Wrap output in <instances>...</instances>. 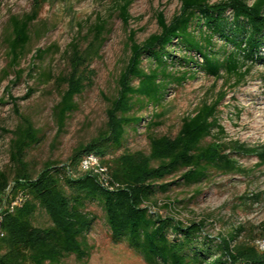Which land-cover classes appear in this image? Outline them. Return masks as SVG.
<instances>
[{"label": "trees", "instance_id": "1", "mask_svg": "<svg viewBox=\"0 0 264 264\" xmlns=\"http://www.w3.org/2000/svg\"><path fill=\"white\" fill-rule=\"evenodd\" d=\"M53 0H31L29 11L11 14L7 20L5 42L6 77L17 68L33 39L50 30L46 20H39L43 6ZM132 0H113L112 7L123 25L130 15ZM179 8L166 20L157 12L159 31L141 43L128 35L129 55L115 79V91L105 96V121L97 133L76 146L61 163L47 161L33 176L25 152L39 143L41 135L32 120L20 113L9 141L12 174L0 171V264H63L73 255L81 261L89 257L92 247L87 234L96 220L89 205L97 204L103 212L113 243H124L139 254L146 264H264V253L238 240L241 228L221 236L212 252L210 239L201 236L203 221L185 224L170 216L163 217L150 207L158 191L171 185H192L209 177L211 171L244 174L234 155H253L256 166L264 165V143L248 146L238 140H226L219 123V105L226 95L220 91L204 99L191 113L181 118L173 136L155 134L152 129L162 121L160 112L146 120L148 151L124 148L128 129L136 131L149 106L161 105L170 84L193 78L190 69L177 70L175 56L169 49L175 42L184 53L179 63H195L192 52L201 58L195 63L208 76L234 79L239 84L250 72L249 62L260 58L264 45V0H179ZM63 52L65 70L53 74L42 69V82L53 80L59 99L52 116L59 133L66 120L78 109L75 96L93 84L91 63L110 33L108 19L98 15L82 31V26ZM223 39L231 50L217 49L214 40ZM55 44L37 47L35 57L42 59ZM149 65L144 67L143 59ZM26 95L24 98H28ZM96 155L107 167L108 185L96 175L84 172V156ZM176 177L166 182L168 177ZM14 201H18L13 204ZM42 212L44 224H35Z\"/></svg>", "mask_w": 264, "mask_h": 264}, {"label": "rangeland", "instance_id": "2", "mask_svg": "<svg viewBox=\"0 0 264 264\" xmlns=\"http://www.w3.org/2000/svg\"><path fill=\"white\" fill-rule=\"evenodd\" d=\"M218 1V0H212ZM31 0H0V171L12 174L9 159V141L12 130L17 124L18 111L28 116L39 130L41 140L25 152V160L30 172L35 176L47 161L65 162L72 150L93 137L102 127L106 115L105 96L115 91V79L129 55L126 47L128 35L134 31L137 43L159 31L156 20L157 12H162L169 20L179 8V0H132L128 13L130 18L123 25L117 16L113 0H53L43 6L39 20H46L50 30L40 39H33L17 68L23 69L20 77L10 72L6 77L2 70L7 66V45L5 34L7 20L11 14L29 11ZM101 15L108 19L110 33L104 42L100 58H96L90 68L94 70L93 84L81 94L75 96L78 109L66 120L59 133L52 116V107L59 99L58 89L53 80L42 82L39 72L50 69L53 74L65 70L63 52L82 26L84 32L95 18ZM217 49L231 50V44L223 39L214 40ZM55 44L57 49L44 58L35 57L37 47L46 48ZM175 56L177 70L190 69L195 72L181 84H170L161 105L149 106L139 113L144 120L136 131L128 129L124 148L148 151V130L146 120L153 113L160 112L162 123L153 128L155 134L173 136L180 127L181 118L193 111L204 99H211L220 91L226 95L219 105L218 119L223 126L226 140H238L248 146L264 143V45L260 58L249 62L250 72L239 84L225 76H208L196 66L201 58L197 53L191 55L195 63L187 66L180 64L184 50L175 42L169 48ZM144 67L149 65L143 59ZM29 95L28 98H24ZM247 173L224 174L211 171L209 177L198 184L171 185L165 192H156L152 212L163 217L170 216L187 224L190 221H203L201 236L219 243L221 236L241 228L238 240L250 243L262 254L260 247L264 241V165L256 166L257 158L253 155H234ZM176 177H168L171 181ZM96 220L87 234L88 244L92 247L90 255L84 260H77L73 255L64 259L63 264H146L142 257L124 243H113L100 207L89 205ZM46 217L39 212L35 224H44Z\"/></svg>", "mask_w": 264, "mask_h": 264}, {"label": "built area", "instance_id": "3", "mask_svg": "<svg viewBox=\"0 0 264 264\" xmlns=\"http://www.w3.org/2000/svg\"><path fill=\"white\" fill-rule=\"evenodd\" d=\"M80 167L84 172L95 174L102 185H108L107 167L100 162L99 158L96 155L88 154L84 156L81 160ZM17 202L18 201H14L13 204H16ZM259 244L260 247L264 249V241Z\"/></svg>", "mask_w": 264, "mask_h": 264}]
</instances>
